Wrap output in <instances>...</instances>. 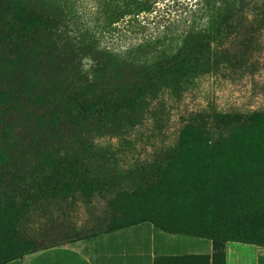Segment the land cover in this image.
I'll return each mask as SVG.
<instances>
[{"label": "trees", "instance_id": "16d2710c", "mask_svg": "<svg viewBox=\"0 0 264 264\" xmlns=\"http://www.w3.org/2000/svg\"><path fill=\"white\" fill-rule=\"evenodd\" d=\"M99 6L109 27L152 13L149 0ZM202 11L204 28L186 30L175 52L151 56L149 43L116 53L72 39L67 0H0V63L14 75L66 71L47 88L0 87V264L57 245L32 236L24 223L42 200L76 193L87 203L110 195L109 217L96 235L149 223L211 242V254L159 257L154 264H226L227 243L264 248V209L223 219L225 209L264 200V113L209 116L220 129L217 139L189 124L173 149L130 172L111 168L107 152L94 146L96 134L138 124L161 90L179 96L196 77L242 65L240 51L220 44L233 34L252 43L264 23V0H204ZM91 53L106 54L108 63L95 59L96 73L83 75L74 61ZM72 71L82 78L68 82ZM133 175L141 182L126 192Z\"/></svg>", "mask_w": 264, "mask_h": 264}, {"label": "rangeland", "instance_id": "374dc122", "mask_svg": "<svg viewBox=\"0 0 264 264\" xmlns=\"http://www.w3.org/2000/svg\"><path fill=\"white\" fill-rule=\"evenodd\" d=\"M149 1L152 13L142 14L137 19L126 18L109 27L99 0H67L70 35L77 41L86 39L101 52H128L141 43H149L151 56H155L161 52H175L181 45L180 36L186 30L206 25V20H201L204 17V0ZM236 37L235 34L227 36L220 45L222 50L236 48L242 53L240 67L224 64L211 73L196 77L184 86L179 96L163 89L157 97L148 99L138 124L93 137L95 149L107 152L111 168L114 166L123 172H130L153 163L158 156L174 148L189 124L217 139L220 129L214 127L209 117L215 113L242 116L264 113V23L252 43L245 35ZM134 56L141 62L145 61L143 53L138 52ZM95 59L103 66L108 63L106 54L91 53L79 57L74 65L83 75H94ZM6 67L0 63V87L4 88L21 87L23 83L47 88L66 72L46 67L41 73L28 70L15 71L14 75ZM80 78L82 76H78L76 71L66 73L68 82H77ZM70 140L73 143V138ZM140 182L139 176L133 175L124 183V189L132 192ZM109 196L94 197L89 203L77 193L62 199H44L32 207L24 224L32 236L43 237L46 243L91 239L103 230V222L109 217ZM260 209H264V200L251 197L243 205H238L236 210L225 209L223 219L234 220L240 214H252ZM262 257L264 264V255Z\"/></svg>", "mask_w": 264, "mask_h": 264}, {"label": "crops", "instance_id": "0c3cea01", "mask_svg": "<svg viewBox=\"0 0 264 264\" xmlns=\"http://www.w3.org/2000/svg\"><path fill=\"white\" fill-rule=\"evenodd\" d=\"M207 239L167 234L145 223L79 242L58 243L8 264H154L159 257L211 254ZM226 264H262L264 248L226 244Z\"/></svg>", "mask_w": 264, "mask_h": 264}]
</instances>
